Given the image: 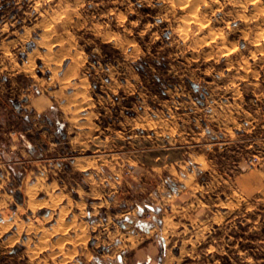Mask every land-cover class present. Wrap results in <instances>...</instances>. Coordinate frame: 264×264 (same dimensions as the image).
Returning <instances> with one entry per match:
<instances>
[{
    "label": "rangeland",
    "instance_id": "374dc122",
    "mask_svg": "<svg viewBox=\"0 0 264 264\" xmlns=\"http://www.w3.org/2000/svg\"><path fill=\"white\" fill-rule=\"evenodd\" d=\"M263 51L264 0H0V264H264Z\"/></svg>",
    "mask_w": 264,
    "mask_h": 264
},
{
    "label": "bare ground",
    "instance_id": "6f19581e",
    "mask_svg": "<svg viewBox=\"0 0 264 264\" xmlns=\"http://www.w3.org/2000/svg\"><path fill=\"white\" fill-rule=\"evenodd\" d=\"M188 5V4H187ZM182 6H183V4H182ZM191 22V21H190ZM213 34V33H212ZM262 34V33H261ZM211 37V36H210ZM260 49V48H259ZM228 50V49H227ZM264 52V51H263ZM228 55V54H227ZM245 67V66H244ZM247 69V68H246ZM250 70V69H249ZM248 71V70H247ZM247 76V75H246Z\"/></svg>",
    "mask_w": 264,
    "mask_h": 264
}]
</instances>
